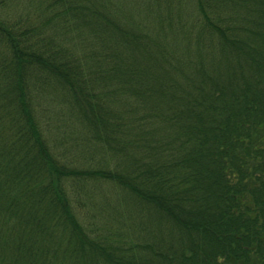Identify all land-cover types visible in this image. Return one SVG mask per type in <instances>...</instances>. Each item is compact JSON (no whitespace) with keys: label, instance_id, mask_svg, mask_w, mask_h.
I'll return each instance as SVG.
<instances>
[{"label":"trees","instance_id":"16d2710c","mask_svg":"<svg viewBox=\"0 0 264 264\" xmlns=\"http://www.w3.org/2000/svg\"><path fill=\"white\" fill-rule=\"evenodd\" d=\"M0 264H264V0H0Z\"/></svg>","mask_w":264,"mask_h":264}]
</instances>
